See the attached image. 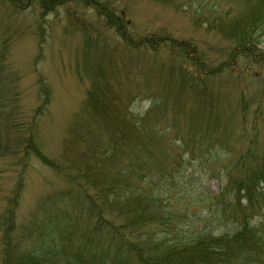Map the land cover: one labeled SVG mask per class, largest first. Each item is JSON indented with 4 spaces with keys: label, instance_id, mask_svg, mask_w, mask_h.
<instances>
[{
    "label": "rangeland",
    "instance_id": "374dc122",
    "mask_svg": "<svg viewBox=\"0 0 264 264\" xmlns=\"http://www.w3.org/2000/svg\"><path fill=\"white\" fill-rule=\"evenodd\" d=\"M98 1L114 9L118 15L124 13L129 27L123 30L125 35L129 34L130 41L123 40L97 16L94 9L83 4L68 3L55 12L42 15L40 0H21L19 4L18 0L15 3L0 0V47L9 45L7 63L18 80L20 93L14 120L17 124L15 137L22 139L34 128L35 140L42 153L59 163L75 180L86 164L99 162L101 154L96 155L94 150L98 141L101 150L111 149L110 138H93L96 134H90L85 126L106 122L110 128L118 125L123 131L130 120L138 123L145 119L146 125L142 124L145 130L150 132L152 127H156L159 132L154 140L158 149H153L152 144L150 150L161 161L152 162L149 167L151 174L165 165L168 167L175 163L179 166L177 161H180L179 168H183L186 177L192 175L200 180L194 195L205 194L202 195L205 199L203 204L199 203V199L190 197L188 201L178 198L163 206L175 213L189 210L191 217L198 213H210L209 210L217 202L211 197L223 192L225 178L219 175V170L225 161L234 163L240 160L249 149L250 140L256 153L264 154V71L254 68L251 76L238 78L225 75L210 81L207 92L201 96L207 102L203 111L221 130L217 131L216 139L210 137L211 132L210 135L197 130H194L195 134L181 132L179 136L185 137H182V142L177 129L184 131L190 122L183 117L178 121L176 117L181 113L186 118H192L195 115L192 110L200 108L194 104L193 96H198L192 89L182 92L179 86L174 88V85L184 81L180 70L186 62L178 51L171 53L166 46L153 51L138 42L153 37L154 40L157 37L173 38L188 44L192 58L216 66L223 58L226 59L229 42L208 29L207 25L199 23L196 1L191 9L179 5L183 1L176 5L154 0ZM261 49L264 50V39ZM95 74L99 75V80H96ZM94 83L103 91L100 94L101 109L110 119L96 122L91 117L94 114L86 101ZM46 92L49 103L47 109L39 113ZM178 96L187 98L177 107ZM146 117H150L148 123ZM83 123L84 126H81ZM94 128L102 134L105 132L103 127ZM121 137L120 144L125 148L126 137L123 134ZM212 139H220L225 147H215L212 153L208 148L203 154L204 144L215 145ZM17 147L15 150H19ZM228 149L230 154H227ZM207 151L210 153L206 154ZM222 152L223 156L218 158L217 155ZM190 159L202 166L189 168L187 162ZM119 161L123 162L122 166L127 165L129 156L125 154L110 161L106 170ZM21 183L17 208L18 232L34 220L45 199L70 190V186L77 182L46 166L35 156L25 167L16 153L1 155L0 216L10 207ZM83 185H86L84 181ZM148 185V181L143 183L145 189ZM246 205L244 201L242 206ZM226 214L229 217L223 216L227 221L221 224L220 231L228 232L236 220L230 208ZM263 214L264 210L254 217L251 225L258 229L264 240ZM259 258L264 264V254H260Z\"/></svg>",
    "mask_w": 264,
    "mask_h": 264
},
{
    "label": "trees",
    "instance_id": "16d2710c",
    "mask_svg": "<svg viewBox=\"0 0 264 264\" xmlns=\"http://www.w3.org/2000/svg\"><path fill=\"white\" fill-rule=\"evenodd\" d=\"M11 1L15 3L16 0ZM154 1L173 5L183 1L179 5L189 9L196 1L199 23L207 25L208 29L229 42L226 59L223 58L217 66L192 58L188 44L173 38L157 37L154 40L153 37L138 42L153 51L166 46L171 53L180 52L183 62H186L180 70L184 81L174 85V88L179 86L182 92L192 89L198 96H193L194 104L202 109L192 110L195 113L192 118L179 113L177 120L183 117L190 122V126L184 131L178 128L177 135L181 132L195 134L194 130H197L207 135L211 132L210 137L216 139L220 127L213 124L203 111L207 102L201 96L207 92L210 81L219 80L225 75L241 78L250 75L254 68L264 71V50L261 49L264 0ZM72 2L94 9L97 16L123 40H131L123 30L129 27L124 13L118 15L114 9L98 0H40L39 4L42 15H46ZM8 46L3 44L0 47V156L16 153L25 167L35 156L78 185L76 187L74 184L70 190L45 199L34 220L18 232L17 208L23 183L20 184L10 207L0 216L2 264H261L259 255L264 254V240L251 221L264 210V154L256 153L252 140L248 141L249 149L240 160L224 162L219 170V175L225 178L223 192L211 197L217 201L216 205L204 215L198 213L191 217L189 210L175 213L163 206L178 198L188 201L190 197L199 199V203L203 204L205 199L202 195L205 194L194 195L200 180L192 175L186 177L183 168H179L180 161H177L179 166L175 163L168 167L165 165L151 174L149 167L152 162L161 161L150 150L152 144L153 149H158V143L154 140L159 132L156 127H152L150 132L145 130L142 125H146L145 119L138 123L130 120L123 131L118 125L110 128L106 122L85 126L90 134H96L93 138H110L111 149L101 150L98 141L94 150L96 155L101 154L99 162L86 164L79 178L74 180L71 173H66L59 163L42 153L35 140L34 128L22 139L15 137L17 124L14 120L18 113L20 93L18 80L7 63ZM95 77L96 80L100 79L97 74ZM167 80L170 82L169 78ZM169 84L173 85L171 82ZM102 93L94 83L86 101L96 122L110 119L101 109ZM186 98L178 96L177 107ZM48 103L49 94L46 92L39 113L47 109ZM149 119L146 117L147 123ZM94 126L103 127L105 132L102 134ZM122 134L126 137L125 148L120 144ZM182 137L185 138L181 135L179 140L184 142ZM212 141L218 146L204 144L203 154L208 148L212 153L215 147H225L220 139ZM17 146L19 150H15ZM229 152L228 149L227 154ZM125 154L129 156L127 165L122 166L123 162L119 161L121 163L117 162L119 164L106 170L110 161ZM222 156L223 152L217 155L218 158ZM187 165L189 168L202 166L193 163L192 159ZM83 181L86 185H83ZM147 181L149 185L145 189L143 183ZM243 200L247 203L245 207L242 206ZM228 208L234 211L236 222L232 223L231 231H220L221 224L227 221L223 216L229 217L226 214Z\"/></svg>",
    "mask_w": 264,
    "mask_h": 264
}]
</instances>
